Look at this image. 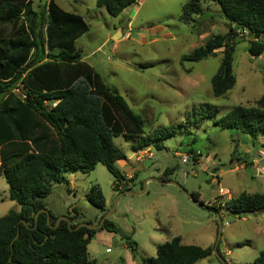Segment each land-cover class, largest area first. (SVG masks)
<instances>
[{
  "label": "rangeland",
  "instance_id": "rangeland-1",
  "mask_svg": "<svg viewBox=\"0 0 264 264\" xmlns=\"http://www.w3.org/2000/svg\"><path fill=\"white\" fill-rule=\"evenodd\" d=\"M44 1L32 0L31 4L37 7ZM54 1L64 10L80 15L86 23V30L73 41L74 47L102 81L114 87L142 117L139 135L164 124H173L175 129L161 139V147L148 146L150 155L145 163L140 165L130 157L133 175L119 187L112 186L113 176L98 161L86 172H62L60 181L50 183L43 198L45 206L58 215L66 211L76 213L72 221L77 223L94 224L108 212L105 218L118 231L97 228L93 232L86 251L95 264H145L154 254L156 244L172 235H178L182 243L212 245L216 235L215 213L213 207L206 205L221 204L227 194L234 196L240 191L264 192V156L257 154V149H263L262 131L251 143L245 133L221 129L212 123L215 116L232 105L253 104L264 95V51L250 56L246 50L247 36L238 34L231 53L234 82L224 93L214 95L210 77L218 66L221 47L215 49L214 55L199 60H188L182 55L201 44L210 33L227 30L215 1L198 0L200 11L183 17L182 7L189 0H135L114 16L103 6H96L94 0ZM24 20L28 24L27 17ZM203 102L215 105V115L196 112ZM139 135H116L113 140L127 155L130 143ZM241 135L247 140H241ZM188 147L210 157L209 167L202 168L191 161L181 163L174 151ZM242 159H252V169L246 163L247 167L235 168L234 164ZM121 161L124 160L119 158L114 163L125 170L126 164L121 166ZM164 166L170 168L167 178L174 182L155 180ZM146 177L155 179L144 181ZM95 182L104 197L103 209L86 199L88 186ZM142 185L143 191L139 193L117 195L121 187L128 186L137 192ZM180 186L188 192L196 191L206 205L195 203ZM219 188L225 191L219 192ZM17 207L8 198L7 184L0 174V215ZM218 214L221 227L216 251L225 263L211 250L191 264H250L264 249V210L233 213L221 207ZM127 240L132 241L131 247Z\"/></svg>",
  "mask_w": 264,
  "mask_h": 264
},
{
  "label": "trees",
  "instance_id": "trees-1",
  "mask_svg": "<svg viewBox=\"0 0 264 264\" xmlns=\"http://www.w3.org/2000/svg\"><path fill=\"white\" fill-rule=\"evenodd\" d=\"M213 1L227 30L210 33L182 58L199 60L214 55L215 49L221 47L218 66L210 77L211 91L219 95L234 82L231 53L238 35L236 29L246 30V50L250 56L264 51V0ZM31 2L0 0V174L7 184L8 198L18 204L17 209L9 208L0 215V264H95L87 255L86 243L97 228L81 225L69 229L65 219L50 227L44 211H39L35 220L33 213L46 208L43 198L50 183L61 180L62 172H86L98 161L113 176L112 186L119 187L126 177L114 161L124 158L125 153L113 138L139 135L143 119L81 59L73 44L87 28L80 15L64 10L54 0H45L37 7ZM133 2L94 0L96 6H103L112 16ZM199 11L198 0H189L182 7L181 16ZM14 88H19L23 95ZM196 112L215 115L216 107L203 102ZM212 123L221 129H238L250 137L251 143L262 131L264 148V95L253 104L232 105L215 116ZM174 129L173 124L153 127L133 139L130 149L161 147V139ZM186 150L194 152L191 147ZM169 171L165 166L158 178L168 179ZM189 194L198 199L196 191ZM86 199L98 209L104 208V197L96 182L88 186ZM206 206L216 210L223 207L233 213L263 211L264 192L240 191L221 204ZM47 211L49 222L53 223L56 215ZM65 215L69 226L77 223L72 221L76 213L66 211ZM100 228L118 231L107 218ZM121 236L127 238L126 234ZM126 243L131 247V240ZM211 250L212 245L182 243L178 235H172L156 244L154 254L145 264H191ZM250 264H264V249Z\"/></svg>",
  "mask_w": 264,
  "mask_h": 264
},
{
  "label": "water",
  "instance_id": "water-1",
  "mask_svg": "<svg viewBox=\"0 0 264 264\" xmlns=\"http://www.w3.org/2000/svg\"><path fill=\"white\" fill-rule=\"evenodd\" d=\"M117 31H118V30H117ZM113 35H114V34H113ZM151 178H152V179H155L154 177H151ZM155 180H156V181H159V182H174V181L169 180V179H155ZM180 189L183 191V193H184L185 195H187L189 198H191L195 203H197L198 205H201V206H205L204 203H202V202L199 201L198 199H196V198H194L193 196H191V195L189 194V192L186 191L183 187L180 186ZM140 191H141V189H140L139 191H137V192L131 191V190H129V189H125V190L119 191V192L117 193V195H119L121 192H125V193H139ZM117 195H116V196H117ZM39 211H44V212L46 213L45 221H46V223H47L48 226H50V227H55V226L57 225L59 219H65V221H66V223H67V227H68L69 229H75V228H77L78 226H81V225H85V226H87L88 228L96 229V228H98V227L101 225L103 219H104V218L106 217V215L108 214V212L103 213V214L99 217L98 221H97L96 223H94V224H90V223H87V222H78V223H76L74 226L71 227V226H69V218H68L65 214H59V215H57V216L55 217L53 223H50V222H49L48 211H47L46 208H38V209L33 213V218H34V220H35L36 215H37V213H38ZM213 211H214V213H215L216 235H215L214 242H213V244H212V250H213V252L215 253V255L220 259V261H221L222 263H225L223 257H222V256L216 251V243H217V240H218V237H219V234H220L221 220H220V216H219V214H218V210H216L215 208H213ZM20 220H21L22 223L25 224V222H24L22 219H20ZM16 234H17V230H16L14 236H16ZM10 246H11V242H10ZM8 260H10V256H8ZM15 264H19V263L15 262Z\"/></svg>",
  "mask_w": 264,
  "mask_h": 264
},
{
  "label": "built area",
  "instance_id": "built-area-1",
  "mask_svg": "<svg viewBox=\"0 0 264 264\" xmlns=\"http://www.w3.org/2000/svg\"><path fill=\"white\" fill-rule=\"evenodd\" d=\"M237 34H244L247 36V32L244 28L242 29H236L235 30ZM124 35H127V33H124ZM14 90L19 91L21 95H23V92L19 90V88H14ZM148 155L147 150L144 148L134 150L133 155L135 159H140L143 155ZM174 154L179 156V160L181 163H185L187 161H191L192 163L199 164L201 166H207L209 163L208 156L206 154H201L198 151H187V150H182V151H174ZM257 154L260 156H264V148L263 149H257ZM207 157V158H205ZM219 192H223L222 188H219Z\"/></svg>",
  "mask_w": 264,
  "mask_h": 264
},
{
  "label": "crops",
  "instance_id": "crops-1",
  "mask_svg": "<svg viewBox=\"0 0 264 264\" xmlns=\"http://www.w3.org/2000/svg\"><path fill=\"white\" fill-rule=\"evenodd\" d=\"M129 5V4H128ZM126 7V6H125ZM119 33H120V35L122 34V32H121V30L119 29ZM126 33V32H125ZM236 131L238 130V129H235ZM239 131V130H238ZM239 132H241V131H239ZM243 133V132H242ZM240 137V139L241 140H244V141H246L247 140V137L246 136H244V135H241V136H239ZM145 150H149L148 149V146L147 147H145L144 148ZM194 151H196V150H194ZM148 152V155H143L140 159H133V162H136V163H139L140 165L141 164H143V163H145V160L148 158V156L150 155V151H147ZM131 156H133L134 157V155H133V150H131L130 152H129V154H125V157L124 158H121L122 160H124V161H121V166H124L125 164H126V166H124V167H126L125 168V170H122L121 169V171L124 173V175H125V177L126 178H128V177H132V175H133V173H132V168H131V166H132V163L130 162V157ZM231 159V161L233 162V160H232V158H230ZM208 160H209V163H208V165L206 166H202V168H208L209 167V164H210V162H211V159H210V157L208 158ZM246 161H249V160H246ZM128 162V163H127ZM213 162V161H212ZM234 163V162H233ZM244 163H246V164H248L247 162H245V160H241V162H239L238 164H234V167L235 168H237V167H247V166H244L245 164ZM128 164H130V166L127 168V166H128ZM251 169H252V167H253V161H252V159H250V162H249V165H248ZM165 167V166H164ZM163 167V168H164ZM216 168V166L214 165V163H213V165H212V168ZM213 168V169H214ZM120 169V168H119ZM152 175V174H151ZM151 177H146L145 178V180L144 181H147L148 179H150ZM159 179V178H158ZM143 188H144V186L142 185V187H141V191H143ZM222 190L223 191H225V188H222ZM122 191V190H121ZM140 191V192H141ZM122 193V192H121ZM223 197V196H222ZM221 197V198H222ZM225 197V196H224ZM223 197V198H224ZM227 197H229V195L227 194ZM220 198V199H221ZM218 199H219V197H218ZM46 207V206H45ZM18 208V207H17ZM16 208V209H17ZM47 208V207H46ZM48 209V208H47ZM49 210V209H48ZM55 215H58V213H56Z\"/></svg>",
  "mask_w": 264,
  "mask_h": 264
}]
</instances>
